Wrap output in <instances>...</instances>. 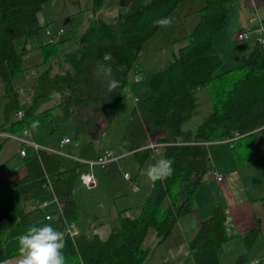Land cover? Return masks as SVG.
Masks as SVG:
<instances>
[{
	"label": "trees",
	"instance_id": "obj_1",
	"mask_svg": "<svg viewBox=\"0 0 264 264\" xmlns=\"http://www.w3.org/2000/svg\"><path fill=\"white\" fill-rule=\"evenodd\" d=\"M49 1L0 0V78L7 98L0 132L19 133L28 119L38 114L40 103L55 94L61 98L54 107H59L64 114H73L77 107L93 103L106 105L109 116L113 117L124 89L132 83V74H140L137 61L144 44L161 28L154 21L170 17L185 0H131L118 20L110 22L97 16L81 33L69 30L55 42L39 44L36 48L43 53L42 63H48L65 42L76 43L66 53L68 66L56 73L50 67L40 72L33 98L23 102L13 79L25 70L23 57L31 51L28 44L47 26L40 22L39 14ZM230 1L206 0L199 10L200 21L192 32L172 42V59L147 76L149 92L138 98L131 113L130 123L137 118L144 138L139 141L136 137L139 143L128 144V150L133 151L140 165L151 157V148L145 147V139L156 138L157 142L165 143L163 158L174 159L173 175L152 184L145 201L136 207V215L129 213L131 208L119 210L111 220V231L106 238L92 231H80L74 238L65 234L66 264H149L154 251L153 247L144 245L149 231H155L159 245L172 233L179 218L195 208V191L210 167L205 142L237 137L234 144L245 137L255 139V134L263 131L264 45L252 42L251 50L241 54L238 66L219 71L224 56L214 45L213 35L227 25ZM111 2L93 0L92 10L97 11ZM254 2L257 6L264 5V0ZM106 52L114 57L108 63L120 86L101 94L102 82L94 77V68L98 61H103ZM120 65L126 66L123 71L119 70ZM202 87L209 91L212 108L194 130L184 129L183 125L197 113V94ZM53 108L39 114H47ZM19 109L24 115L16 119ZM140 116L148 119L145 129L139 122ZM158 133L161 135L156 137ZM7 139L8 136L0 135V152ZM58 155L43 148L27 152L28 173L0 193V261H7L18 251L6 252L10 233L1 225L13 210H18L21 216L29 205L36 206L42 196L52 192L62 206V213L55 214L53 227L64 232L66 222L78 219L79 208L73 191L78 171L84 164L75 161L67 168ZM226 220L222 206L214 207L208 217L200 220L196 235L189 241L194 264H219L221 248L230 238ZM257 232L246 236L249 246ZM246 261L247 255L243 254L234 264Z\"/></svg>",
	"mask_w": 264,
	"mask_h": 264
},
{
	"label": "crops",
	"instance_id": "obj_2",
	"mask_svg": "<svg viewBox=\"0 0 264 264\" xmlns=\"http://www.w3.org/2000/svg\"><path fill=\"white\" fill-rule=\"evenodd\" d=\"M130 1L131 0H127L126 3H122L121 0H113L111 4L105 5L97 11H93V0H50L45 4L43 11L39 14L40 22L43 24L46 23L47 26L45 27V29L42 30V32L38 36L32 38V40L28 44V48H31V51L27 54L41 53L43 55L42 51L36 48V46L48 41L46 28H51L55 32L58 31L60 28H63L65 30V33L69 30L74 33H81L88 26L91 19L97 16H102L105 18V16L108 15V11H110V13H112L113 11V14L108 15L112 17L113 21L118 20L120 17L119 11L122 9L121 12H123V10L128 6ZM251 1L252 0H247V4H250ZM118 2H120L121 4L120 9L116 7V3ZM205 3L206 0H185L178 6L175 11L171 13L170 17L174 18L173 24L167 28L161 27L160 30L153 37L147 40L144 44L143 51L139 56V58L144 57V63L140 64L139 58L137 61V66L140 74L146 73L149 75L153 72H156L157 70L161 69L162 64L166 65L172 59V42L177 38L182 39L187 34L192 32V30L200 21L201 15L199 10L205 5ZM64 34L61 35L60 38H63ZM213 42L219 47L224 56V62L223 65H221V67L219 68V71L228 70L227 68L230 67L224 66L227 60V55L224 54L223 50L224 47H227L228 49H231L233 47L231 36H228V34L225 32V29H221L213 35ZM71 44H73V46L76 45L74 41L65 42L63 46L60 47L58 54H60L62 50L65 51V54L66 50L69 46H71ZM252 46L253 44L251 45V48ZM251 48L242 51L241 54L249 52ZM161 50L166 51L164 60L160 59ZM57 56H54L53 58H56ZM53 58L51 59L53 60ZM42 62L43 60L39 63L42 66L40 71H38L35 76V83H32L31 87L26 88L18 86L19 82H17L14 77L13 85L18 88V95L21 101L24 102L33 98V90L37 85L38 74L51 66L50 61L45 64H43ZM43 65L47 67L44 69ZM27 68L28 67L25 66V70ZM50 69L53 72V67H50ZM135 73L132 74V77H134ZM132 81L136 80L133 79ZM138 81L139 82L135 83V88L138 91L137 98H141L146 96L149 90L146 89V95L141 96L140 94L142 90H144V86L140 84V80ZM105 86L106 85L102 84V87L99 90L101 94H105L108 91V88ZM27 89H29L31 92L26 97H23V94L27 91ZM197 95L199 102L197 113L191 120L187 121L183 125L184 129L194 130L196 126L200 122H202L203 118L209 113L212 108V100L209 91L206 87H202L198 91ZM55 97H58L60 101L61 97L59 96V94L53 95L51 98L40 103L37 110V115H34L29 118L28 126H26L31 129L33 133L32 136L38 135L41 131H44L45 134H47L46 130H48L49 133H53L57 129L53 126H51L53 128H47L46 121L49 118L45 117L41 119V114H39L40 111L53 108L59 103L58 101L52 106L44 107V104L57 99ZM132 97L134 99L135 107L137 101L134 97L136 96L134 95ZM6 102L7 98L4 95V88L2 85V80L0 78V125L4 122V110ZM203 105L205 106V108H203ZM103 107H101L102 111ZM56 108H58V110H55ZM79 110V108L75 109V111L78 112ZM51 113H54L56 114V116L59 117L75 115L74 113L68 115L64 114L59 107H54L50 112L42 115H49ZM80 114L83 115L86 113H82L80 110ZM88 116L90 115L88 114ZM100 118H102L104 122L106 121V126L101 129V132H104L108 129V127L111 126L109 121V115H107V113H101L98 120H100ZM193 119H196L195 125H188V123L191 122ZM33 121H39V127L37 129L32 128ZM139 122L141 123V125H143L145 129L146 124L144 123L143 116H140ZM86 133L90 135L88 132ZM160 135L161 134L158 133L156 134V137ZM64 136L69 137L70 135L62 134L59 139H62ZM94 136H96L95 133ZM94 136L92 134V137ZM250 139L251 145L246 147L244 152L238 149V143H242L241 141L238 143H234L235 145L233 143L230 144L225 140L205 142L208 146L210 167L204 175L202 183L199 184L195 191V208L191 212L179 218L178 223L173 229L172 233L161 244L157 245L156 243V245L153 246L145 245V239L144 245L147 247L154 248V251L149 259V264H172L173 261L182 262L185 255L187 256L188 261H185L183 264H194V258L189 247V241L196 235L199 229L200 220L208 217L212 209L216 206H222L226 212L227 220L225 225L227 233L230 237L221 248L219 264H234L235 261L243 254L247 255V261L245 264H253L252 262L255 259L259 260L258 264H264V132L260 131L255 134V139L253 137H251ZM145 140L144 141L146 144V148H149V144L157 142L156 138H149ZM122 141L120 143L124 147L125 151L120 154L121 157L130 154L135 155L133 151L128 150L127 145L123 144ZM71 143L72 139L66 145H70ZM248 143L249 142L247 141L246 144ZM7 147L8 146L5 145L2 151L0 152V193L8 190L11 186L20 181L28 173V168L25 165L26 156L20 154L19 152L22 147L19 149V151L18 149L15 150L16 156H13V158L11 157L12 153L7 150ZM107 148L108 147H98L93 143L89 145L83 143L81 144V148L77 154L81 157H95ZM34 151V148L31 147V150H29L28 153H33ZM73 152L71 151V153L69 154H72ZM163 152L164 148H162L157 154ZM157 154L152 155L151 150V157L153 159H158ZM61 156H64L66 158L64 159ZM251 156L255 157L250 159ZM58 157L62 160L65 167L67 168L71 167L74 162L77 161L71 156L58 155ZM118 160L114 162H117ZM147 162L144 164V166L140 167L138 177L132 178L131 175V178L127 179L124 176V179L131 184L132 191L134 190L133 186L135 184L140 186L142 183H144V179L146 177L143 175V178H141L142 181L139 182L140 185L138 184V181L139 175L142 170L146 168ZM82 168L86 170V167L84 165L82 166ZM218 175H221L222 179H218ZM152 184L153 183L151 182L150 187H148V189L145 191L147 195L144 198L137 197L133 199L134 203H130L132 205H119V207L116 205L117 211L115 212V215L111 220L115 219L117 217L118 211L123 208H131L129 213L136 215L138 213L136 207L141 205L145 201L146 197L151 191ZM134 191H140V187L138 190ZM73 192L74 196H77L75 183ZM53 196L55 195L52 192H49L47 195H44L40 198L39 203L44 200L53 201ZM126 202L127 200H124L122 204H125ZM38 204L36 206L29 205L26 210H24L21 216H19L18 210L13 213L11 212V214L13 215V219L7 220L6 222H2V227L8 228L10 233V237L5 243V250L7 253L11 250L18 249L17 237L24 234L29 226H39L41 224L48 223L47 220H50L53 223L52 226H54V217L56 214V211L54 209L55 204L52 203L48 208L39 207ZM78 208H80L79 204ZM47 213H51L53 215V218L47 219ZM17 220H19L18 223L13 224V222ZM101 226H97L95 230H92V232H96L102 238H106L111 231V223L108 233H106L107 236H102L101 232L99 233ZM257 230L258 232L249 246L247 244L246 236L251 234L253 231ZM155 242H158V238L155 240ZM161 250H164V252L160 253ZM158 255H160L159 259H157ZM19 259L20 254L18 251H16L14 254L7 258V264H19ZM153 259H156V261H153Z\"/></svg>",
	"mask_w": 264,
	"mask_h": 264
},
{
	"label": "rangeland",
	"instance_id": "obj_3",
	"mask_svg": "<svg viewBox=\"0 0 264 264\" xmlns=\"http://www.w3.org/2000/svg\"><path fill=\"white\" fill-rule=\"evenodd\" d=\"M126 1L127 0H121L122 3L123 2L126 3ZM227 5L229 10L228 20H227L228 24L223 29H225V32L228 34V36H231L233 47L231 49L224 47L223 50L224 54L227 55V60L224 66L233 68L234 66H237L238 64L241 63V52L251 48L252 45L251 42L254 41V38L256 36V33L251 32L250 38H239L238 33L242 30L253 29L254 27L257 26L258 24L257 21L256 22L250 21V18H252L253 16L259 15L260 18L264 19V5L257 6L255 5L254 0H252L250 4L249 3L247 4V0H231L230 2L227 3ZM116 7H118V9L121 8L120 2L116 3ZM121 10L119 11L120 17L122 14ZM111 14H113V11L112 13L108 11V15ZM108 15H106L105 18L108 21L112 22L113 21L112 17ZM214 45L217 46L215 43ZM74 46L73 44H71V46H69L68 49L66 50V53L69 52L68 50L71 51L74 48ZM64 52L65 51L62 50L61 53L58 54L56 58H53V60L51 59L52 62L50 60L51 62L50 67H53L54 69L53 72L60 71V68L68 66V62L65 61L66 53L64 54ZM160 54H161L160 59L164 60L166 51L161 50ZM43 58L44 57L41 53H32L24 56L23 66L24 67L26 66L28 68L15 75V80L19 82L18 86L29 88L31 87L32 83H35V76L37 72L40 71L42 66L39 63L43 60ZM139 62L140 64L144 63V57H140ZM43 66L44 69L47 67L45 65ZM164 66L165 64H162L161 68ZM147 76L148 74L146 73L140 74V81H141L140 84L144 86V90H142L140 94L141 96L146 95L145 94L147 93L146 89L149 90ZM94 77H96V75H94ZM136 82L139 81H132V83L126 89H124L123 94L121 95L122 98L119 102L115 115L113 117L109 116V121L111 126L108 127V129L105 130L104 132L103 131L101 132V129L104 128V126H106V121L104 122L102 118H100V120L98 119L101 113L102 114L107 113V115H109L108 107L104 105L102 111L100 105L98 107V105L95 106V104L92 103L90 105H82L77 107L81 110L82 113H86L83 115L80 114V110L79 112L75 111L74 113L75 115H70L65 117L56 116V114L54 113H51L49 115L41 114L40 115L41 119L45 117L49 118L46 121L47 128L53 126L54 128L57 129L53 133H49L48 130H46L47 134H45L44 131H41L38 135L33 136L34 140L43 146L57 147L58 142L61 139V138L59 139V137L62 134H68L70 135L69 136L70 139H72V143L70 145H66L64 147V150L69 153H71V151L72 152L74 151L72 153L73 155H78L77 153L81 148V144L83 143H86L87 145L93 143L98 147H108L107 149L113 150L117 154L123 153L125 149L120 142L122 141L124 135H126L125 136L126 140L122 142L125 145L137 144L139 143L136 142L137 138L139 141H141L144 138L141 136V130L139 131L140 127L137 118L135 119V122L133 118L130 123V117L134 107V99L132 96L135 95L136 97H138V93H137L138 91L135 88ZM102 84L105 85L104 83ZM30 92L31 91L27 89V91L23 94V97H26ZM55 98L57 99L44 104V107H48L56 104L59 101V99L58 97ZM203 108H205L204 105ZM55 110H58V108H56ZM88 114L90 116H88ZM195 120L196 119H193L191 122L188 123V125L194 126L196 123ZM144 123L146 124L147 127L148 126L147 117H144ZM26 125L28 126V121L26 122ZM27 126L26 128H28ZM28 129L31 131L30 128ZM86 132H88L90 135H88ZM94 133L96 136H94ZM92 134L97 139L92 137ZM149 138L155 139L154 137L151 136H149ZM149 138L147 137V139ZM247 141L249 142L248 144H246ZM241 142L242 143L238 145V149L244 152L245 148L251 145L250 143L251 139L245 137L241 139ZM5 145L8 146L7 150L10 153H12L11 154L12 158L13 156H16L15 150L18 149L19 151V149L22 147V144L13 138L7 139L4 146ZM29 150H31V147H27V152ZM157 155H158L157 158L163 157V153H159ZM61 157H63L64 159L66 158L64 156ZM96 157L97 155L95 157H84V158L94 159ZM155 160L156 159L149 157L142 164L139 165L136 156L130 154V155L122 156L117 162H112L106 167H101L100 165H96L93 168V172L95 176L98 178V184L93 187H89L83 183L82 179L80 178V174L81 172L84 171V168L81 167L78 171V176L75 179V189L77 194V196L75 197L80 206L79 217L76 220V224L78 228L83 231H92L95 230L97 226L102 225L101 229L99 230V233L101 232L102 236H107L106 233H108L111 219L114 217L115 212L117 211L116 205L118 207L119 205L126 206L130 203H134L133 199L137 197L144 198L147 195L145 191L148 189V187H150L151 182L147 178H145L144 183L140 185L139 182H141L142 181L141 178H143V176L140 173L139 181H138V184L140 185L139 186L140 191L138 192H135L134 190L132 191L131 184L124 179V172L127 171L132 175V178H136L138 177L140 167L144 166V164L148 161L146 165L147 168L148 165L154 163ZM124 200H127V202L125 204H122ZM13 212H16V210H13L12 213ZM11 219H13L12 214L9 216V218L6 217L2 222H6L7 220H11ZM47 222L53 224L50 220H47ZM154 232L155 231L153 229L149 231L145 241V245H149V246L156 245L157 242H155V240L157 239V237ZM163 252L164 250L160 251V253ZM159 257L160 255H158L157 259H159ZM153 261H156V259H153ZM185 261H188L186 255L183 258L182 262L173 261L172 264H183Z\"/></svg>",
	"mask_w": 264,
	"mask_h": 264
},
{
	"label": "clouds",
	"instance_id": "obj_4",
	"mask_svg": "<svg viewBox=\"0 0 264 264\" xmlns=\"http://www.w3.org/2000/svg\"><path fill=\"white\" fill-rule=\"evenodd\" d=\"M173 22V17H163L154 21V24L167 28ZM260 42L264 43V40ZM113 60L112 53L106 52L103 61H98L94 68V75L106 85L109 91L120 86V81L112 76V69L108 63ZM125 67V65H120L119 70L123 71ZM38 127L39 121H33L32 128L37 129ZM173 165V158H158L142 170L141 175L153 184L157 181L163 182L173 175ZM17 240L20 254L19 264H66L63 251L67 244L65 232L53 227L51 223L31 225L24 234L17 237ZM0 264H7V261H0Z\"/></svg>",
	"mask_w": 264,
	"mask_h": 264
},
{
	"label": "built area",
	"instance_id": "obj_5",
	"mask_svg": "<svg viewBox=\"0 0 264 264\" xmlns=\"http://www.w3.org/2000/svg\"><path fill=\"white\" fill-rule=\"evenodd\" d=\"M251 22H258L257 26L254 27L253 29H247V30H242L238 33L239 38H250L251 32L256 33V36L254 38V41H262L264 40V19L260 18L259 15H255L252 18H250ZM64 32V29L60 28L58 31L54 32L51 28L46 29V34L48 36V42H55L58 40L59 36ZM253 41V42H254ZM261 43V42H260ZM264 45V43H262ZM134 80L138 81L140 80V74L135 73ZM135 100L137 101L138 98L134 97ZM24 115V111L22 109H19L15 113L16 119L22 118ZM264 132V127H262ZM0 135H5L8 136L9 138H13L17 141H19L22 144V148L20 149V154L26 156L27 155V147H33L35 151L38 149H45L50 153H56L59 155H65V156H71L75 158V160L83 163L86 167V170L81 172L80 178L82 179L83 183L86 184L89 187L96 186L98 184V178L95 176L93 172V168L96 165H100L101 167H106L110 163L118 160L121 155L117 154L115 151L106 149L99 155H97L96 158L94 159H87L81 156H74L72 154H69V152H66L64 150V146L71 141L70 137L64 136L58 143L57 147H47L39 144L36 142L32 136L31 131L28 128L22 129L19 133H10V132H0ZM237 139V137L233 138H228L225 141L228 143H233V141ZM163 145L165 143H151L149 144V148L152 150V155H156L160 150L163 148ZM125 178L130 179L131 174L128 173L127 171L124 173ZM218 179H222L221 175L217 176ZM134 190H138L139 186L135 184L133 186ZM52 203L55 204V213L60 214L62 213V206L59 203L58 199L56 196H53V201L49 200H44L41 203L38 204L39 207L42 208H48ZM53 215L51 213L46 214L47 219H51ZM65 234L70 235L72 238H74L77 234H79L80 229L78 228L76 221H71V222H66L65 224V229H64ZM259 260L255 259L252 263L253 264H258ZM83 264V263H81Z\"/></svg>",
	"mask_w": 264,
	"mask_h": 264
}]
</instances>
